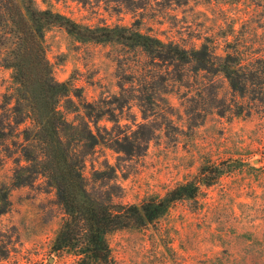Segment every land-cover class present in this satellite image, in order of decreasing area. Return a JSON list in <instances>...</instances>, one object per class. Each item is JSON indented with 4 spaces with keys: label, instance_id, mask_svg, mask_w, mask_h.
I'll return each instance as SVG.
<instances>
[{
    "label": "rangeland",
    "instance_id": "374dc122",
    "mask_svg": "<svg viewBox=\"0 0 264 264\" xmlns=\"http://www.w3.org/2000/svg\"><path fill=\"white\" fill-rule=\"evenodd\" d=\"M36 3L46 6L42 0ZM49 6L83 24H135L185 47L208 41L218 54L235 38L246 46L264 43V0H49ZM44 40L55 79L80 88L89 102L108 99L119 92L120 83L137 85L156 72L139 51L114 43L78 42L58 26L46 31ZM165 69L160 68L162 76L169 80L166 92L155 98L156 114L142 119L133 100L117 115L119 126L146 122L160 127L155 138L133 156L95 147L85 158L88 187L102 189L92 172L108 164L115 169L118 186L114 202L137 203L192 179L203 164L228 170L213 184L201 186L194 199L175 202L153 223L108 234L115 263L264 264V116H220L215 102L208 100L213 86L206 76L184 67L183 78L172 81L167 73L171 68ZM10 75V69L0 66L4 122ZM218 79L214 90L229 98L227 84ZM99 123L108 129L113 125L106 119ZM14 150L11 137L0 145V185L10 184L17 154L9 156L8 151ZM9 199L8 211L0 216V245L8 248L0 264H76L72 255L51 251L64 213L43 178L11 188Z\"/></svg>",
    "mask_w": 264,
    "mask_h": 264
},
{
    "label": "trees",
    "instance_id": "16d2710c",
    "mask_svg": "<svg viewBox=\"0 0 264 264\" xmlns=\"http://www.w3.org/2000/svg\"><path fill=\"white\" fill-rule=\"evenodd\" d=\"M42 2L45 7H39L36 0H0V66L11 70L12 80L11 92L4 96L8 121L0 119V145L11 137L15 150L8 155L17 154L10 184L0 185V216L9 209L11 188L43 178L64 213L51 251L72 255L76 264H116L108 234L153 223L175 202L197 197L201 186L213 184L228 169L203 164L192 179L163 195L116 203L114 167L106 164L94 170L92 180L102 189H90L84 174L86 156L98 145L128 156L144 152L160 127L146 122L134 123V128L119 126L117 115L133 100L142 119L157 113L155 98L166 92L169 80L162 76L161 67L171 68L167 73H172V81L183 78L184 67L194 75L206 76L209 87L213 86L208 100L215 102L213 108L220 116H264V43L246 46L235 38L218 54L208 41L185 47L143 32L135 24H83L52 9L49 0ZM134 5L140 7L138 2ZM54 26L78 42L114 43L139 51L156 72L137 85L134 81L120 83L119 92L108 99L86 101L80 88L53 76L44 36ZM218 78L227 84L229 98L219 97L214 90ZM102 119L113 123L110 129L100 125ZM7 254V245L1 244L0 256Z\"/></svg>",
    "mask_w": 264,
    "mask_h": 264
}]
</instances>
